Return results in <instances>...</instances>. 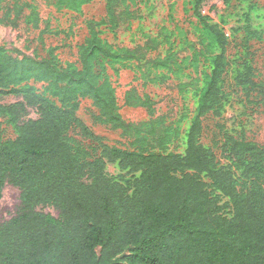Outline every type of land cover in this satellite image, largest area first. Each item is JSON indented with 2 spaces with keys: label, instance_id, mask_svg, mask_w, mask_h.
I'll list each match as a JSON object with an SVG mask.
<instances>
[{
  "label": "trees",
  "instance_id": "1",
  "mask_svg": "<svg viewBox=\"0 0 264 264\" xmlns=\"http://www.w3.org/2000/svg\"><path fill=\"white\" fill-rule=\"evenodd\" d=\"M93 0H59L81 12ZM128 0H106V15L87 21L88 36L80 46L81 66L62 65L53 54L15 56L0 41V94L20 97L0 104L17 131L0 140V198L7 183L19 187L18 213L0 223V264H264V144L224 133L223 153L241 165V185L231 166L219 164L200 142L204 117L222 107L220 82L227 66L228 35L199 10L204 35L194 43V60L216 52L203 86L195 79L180 82V92L198 94L184 153L170 150L180 127L156 116V102L136 87L125 92V105L144 107L145 121L126 120L116 88L107 73L115 63L137 61L154 67L180 66L164 29L162 39L149 37L135 47H117L102 36V26L115 31L140 18ZM28 21L39 26L36 7L20 0H0V24L19 27L24 8ZM169 43L166 54L147 58ZM218 49L219 51H215ZM145 60V61H144ZM166 83L165 75L160 77ZM31 82L42 83L40 91ZM236 82L262 98L264 83L248 61ZM98 109L95 121L119 129L129 147L110 145L79 116L81 99ZM38 118L23 119L28 108ZM2 122L0 121V132ZM101 148L93 157L69 137L72 129ZM109 163L135 174L124 184L107 173ZM54 205L59 217L38 210Z\"/></svg>",
  "mask_w": 264,
  "mask_h": 264
},
{
  "label": "rangeland",
  "instance_id": "2",
  "mask_svg": "<svg viewBox=\"0 0 264 264\" xmlns=\"http://www.w3.org/2000/svg\"><path fill=\"white\" fill-rule=\"evenodd\" d=\"M20 2L36 7L40 22L38 27H34L28 21L31 8L26 7L18 28L0 24V41L7 45L8 51L15 56L29 54L51 57V49H54L53 54L60 64L80 67V46L88 36L87 21L105 17L106 0H93L78 13L59 5V0ZM197 3L199 10L210 17V22L218 23L228 35V62L220 82L222 107L218 113L210 111L204 117L200 142L215 153L219 164L231 166L240 186L243 181L241 165L228 159L222 145L226 132L236 137L244 133L247 139L264 144V105L253 102L262 97L236 82L243 62L248 61L254 67L255 78L264 83V0H128L127 4L139 13L140 18L121 23L115 31L102 26V36L117 47H135L149 37L161 40L160 32L164 29L171 34V43L180 66L168 69L154 67L151 63L145 65L129 61L109 65L107 73L116 88L122 116L133 122L149 119L144 107L127 106L124 97L125 92L132 87H136L141 94L150 95L156 102V116L166 115L168 121L180 127L179 136L171 143L170 150L184 153L187 133L196 114L198 94L191 88L180 92L177 84L195 79L197 85L203 86L212 72L216 53L194 60V43L201 47L199 40L205 36L195 11ZM168 47L169 43L165 42L158 50L149 51L147 58L163 57ZM162 75L166 76V83L161 82ZM31 84L40 91L44 90L42 83ZM18 100L21 98L13 94H0V104L7 105ZM97 114L98 109L90 99L80 100L78 116L96 134L110 145L129 147V140L122 135L121 130L95 121ZM38 116V111L30 107L23 119ZM7 119V116H0V140L17 136L14 125L8 123ZM69 137L82 144L93 157L100 155L99 144L84 137L78 129H72ZM106 170L124 184L135 177V174L122 170L116 163H109ZM21 201V189L7 183L0 198V223L18 213ZM37 209L59 217L58 209L52 204L40 205Z\"/></svg>",
  "mask_w": 264,
  "mask_h": 264
}]
</instances>
